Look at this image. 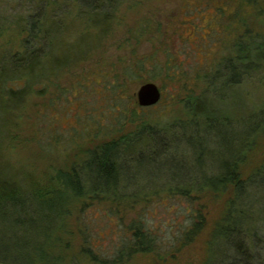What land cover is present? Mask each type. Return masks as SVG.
<instances>
[{
	"label": "rangeland",
	"instance_id": "374dc122",
	"mask_svg": "<svg viewBox=\"0 0 264 264\" xmlns=\"http://www.w3.org/2000/svg\"><path fill=\"white\" fill-rule=\"evenodd\" d=\"M255 1L238 5L239 0H121L107 33L100 35L78 21L70 24L64 38L69 36L72 42L86 38L83 49L77 50L80 58L45 85L33 87L7 118L1 156L18 173L16 178L39 181L46 174L67 170L86 159L95 135L109 139L119 129L129 131L143 119L169 124L181 137H160L157 159L151 156L155 152L144 155L152 159L146 165L150 168L147 177L139 174L136 184L119 198L74 205L54 248L53 254L62 257L61 264H203L209 235L228 209L234 190L185 192L186 173L194 168L197 156L189 149L194 138L183 126L193 121L190 103L192 114L209 118L217 130L223 129L224 135L214 137L213 133L204 143L218 162L221 146L229 142L236 147L233 140L248 129L251 118L261 119L264 69L240 75L236 87L228 84L230 74L224 77L232 47L243 37L251 36L239 42V56L248 57V63L264 58V48L253 50L256 38L264 40V0ZM43 2L0 0V56L21 49L25 35L20 38L16 21L26 19L29 9ZM126 67L136 74L124 75ZM147 82L161 89L162 99L140 109L137 91ZM200 111L204 114H198ZM133 112L139 114L132 122ZM175 146L178 152L173 150ZM200 158L204 161L206 156ZM151 161L156 165L174 162L156 171ZM263 162L261 133L240 155V178L246 180ZM134 172L137 174L136 169ZM199 210L207 218L206 228L193 243L186 244L185 233ZM139 223L158 245L154 253H129V246L124 247L132 241L131 227ZM85 231L91 253L81 251L86 245ZM258 251L264 262V235ZM120 253L123 258L119 261Z\"/></svg>",
	"mask_w": 264,
	"mask_h": 264
},
{
	"label": "trees",
	"instance_id": "16d2710c",
	"mask_svg": "<svg viewBox=\"0 0 264 264\" xmlns=\"http://www.w3.org/2000/svg\"><path fill=\"white\" fill-rule=\"evenodd\" d=\"M120 2L45 0L29 9L26 19L16 21L8 18L18 22L20 38L25 36L21 40L20 50L12 55L0 56V264H61L62 257L53 254L54 248L74 205H80L82 201L86 204L87 201L119 198L124 190L132 187L130 185L136 184L139 174H146L147 177L150 168L146 169V165L152 159L144 155L158 151L156 146L160 137H181V133L172 130L169 124H151L150 120L141 118L143 120L133 129L126 132L123 131L125 128L119 129L109 139L95 135L90 140L95 145L89 149L86 159L67 170L46 174L39 181L33 177H30L31 180L25 176L16 178L18 173H14L1 156V140L4 139L9 122L7 118L13 113L12 110L23 104L22 100L32 92L33 87L45 85V81L80 58L78 53L86 38L75 42L69 36L64 38L70 24L78 21L98 30L100 35L107 33ZM250 2L257 1L239 0L238 5ZM241 41L237 40L233 45L224 74L225 78L230 74L228 84L233 87L239 83L240 75H248L250 70L264 69V58L259 63H248V57L239 56L237 49ZM67 46L71 48L63 51ZM261 48H264V40L259 42L256 38L253 50L256 52ZM141 68L144 69L142 65ZM123 74L133 77L136 73L132 67H126ZM188 106L193 121L183 127L194 138L192 149H189L197 156V161L191 170L183 162L188 168L187 179L184 180L187 181L184 187L188 189L185 192L204 190L220 193L231 188L234 190L228 209L221 220L215 222L209 235L208 254L203 264H264L261 262L262 254H258V245L264 235V162L246 180L240 178L238 170L241 153L250 147L258 135L264 133V112L261 119L255 116L251 118L253 120L248 129L235 137L233 142L236 147L229 142L221 146L223 153L216 162L212 151L204 143L213 133L214 137L224 135L223 129L217 130L209 118L199 119L192 114L190 103ZM138 114L132 113V122ZM177 149L176 146L173 148L175 152H178ZM151 156L157 159L156 152ZM200 156H206L205 160H201ZM211 159L212 163H209ZM172 162L156 165L155 161H151L150 164L152 168L156 166V171H161L171 166ZM10 169L12 174L9 173ZM215 171L216 174L207 175ZM195 213L196 217L185 233L186 244L193 243L207 225L203 212L199 210ZM131 228L134 229L132 241L130 245H124L126 248L129 246V253H154L158 250V245L143 224H134ZM84 234L86 245H82L81 251L91 253L88 234L86 231ZM122 258L123 253H120L118 260Z\"/></svg>",
	"mask_w": 264,
	"mask_h": 264
},
{
	"label": "water",
	"instance_id": "95a60500",
	"mask_svg": "<svg viewBox=\"0 0 264 264\" xmlns=\"http://www.w3.org/2000/svg\"><path fill=\"white\" fill-rule=\"evenodd\" d=\"M161 99L162 91L155 83L142 84L137 91V101L142 108L155 106Z\"/></svg>",
	"mask_w": 264,
	"mask_h": 264
}]
</instances>
